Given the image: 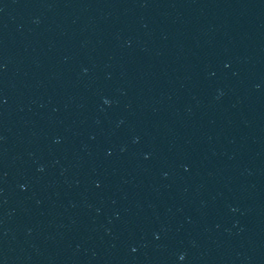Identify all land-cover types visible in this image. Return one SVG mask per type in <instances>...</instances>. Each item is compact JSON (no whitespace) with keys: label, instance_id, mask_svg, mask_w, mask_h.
I'll return each mask as SVG.
<instances>
[{"label":"water","instance_id":"1","mask_svg":"<svg viewBox=\"0 0 264 264\" xmlns=\"http://www.w3.org/2000/svg\"><path fill=\"white\" fill-rule=\"evenodd\" d=\"M0 264H264V0H0Z\"/></svg>","mask_w":264,"mask_h":264}]
</instances>
